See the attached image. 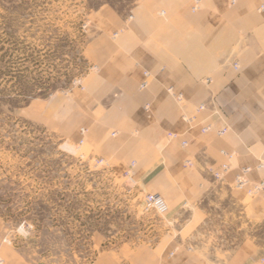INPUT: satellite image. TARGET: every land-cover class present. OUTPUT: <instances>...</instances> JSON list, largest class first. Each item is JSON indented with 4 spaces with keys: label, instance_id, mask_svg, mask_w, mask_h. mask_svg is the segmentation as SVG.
<instances>
[{
    "label": "crops",
    "instance_id": "crops-1",
    "mask_svg": "<svg viewBox=\"0 0 264 264\" xmlns=\"http://www.w3.org/2000/svg\"><path fill=\"white\" fill-rule=\"evenodd\" d=\"M198 1L195 12L193 0H142L126 16L97 13L87 45L94 71L76 98L39 106L38 116L73 140L85 130L91 150L158 195L157 213L182 227L183 237L102 254L92 264H258L264 256V201H247L232 188L242 168L249 181L264 183V0ZM223 164V181H214ZM240 208L258 227L241 244L235 228L225 241L215 229L206 243L210 230L203 226L217 228L223 214L235 227ZM228 241L235 244L222 261ZM8 255V264H26Z\"/></svg>",
    "mask_w": 264,
    "mask_h": 264
},
{
    "label": "rangeland",
    "instance_id": "rangeland-1",
    "mask_svg": "<svg viewBox=\"0 0 264 264\" xmlns=\"http://www.w3.org/2000/svg\"><path fill=\"white\" fill-rule=\"evenodd\" d=\"M141 1L0 0L3 264H8L9 253L26 264H92L102 254L149 248L158 239L178 238L183 233L182 227L145 205L147 193L130 173H119L91 150L84 141L85 130L80 131L82 139L73 140L38 116L40 104L54 97L76 98L87 75L94 71L87 54L94 16L104 12L126 16ZM166 137L170 140L168 134ZM226 171L215 172L221 177L212 176L214 181L222 182ZM234 180L233 190L242 192L247 201L258 197L264 201L260 195L250 196L247 188L237 189ZM247 213L239 209L235 227L223 214L217 228L203 226L210 230L206 243L214 240L216 232L223 241L230 239L235 228L241 244L258 227L257 221L253 227L248 223ZM213 216L211 210V219ZM223 244L222 261L235 243ZM257 262L264 264V256Z\"/></svg>",
    "mask_w": 264,
    "mask_h": 264
},
{
    "label": "built area",
    "instance_id": "built-area-1",
    "mask_svg": "<svg viewBox=\"0 0 264 264\" xmlns=\"http://www.w3.org/2000/svg\"><path fill=\"white\" fill-rule=\"evenodd\" d=\"M198 0H194L193 5L191 7L192 12H195L199 9L198 7ZM233 68L236 69L237 65L234 64ZM147 76V74H146ZM145 86V83L142 85V87ZM171 96L174 98V100L177 103H182V96L178 93H174L173 91L169 90ZM204 105H200L199 109H203ZM187 121L192 120L191 118L186 119ZM227 128L226 126L224 128L221 129L220 134H224L226 132ZM82 133H84V130L82 131ZM114 135V134H113ZM168 137L170 140H173L175 138V135L173 134H168ZM186 142H182L181 146L182 147H186ZM222 155L227 157L229 160H231L233 158V155L222 152ZM186 165L190 166L191 162L190 161H186L185 162ZM222 172H225L227 170V165H223L221 167ZM249 172L248 168H242L240 173L236 176L234 183H235V187L237 189H244L247 188L248 190V194L250 196H257L260 195L262 198H264V183L259 182V183H254V184H250L246 178L247 173ZM213 177L215 178H219L221 177L220 173H213ZM144 202L145 205L147 207H152L153 209L162 212V202L161 199L158 195H153V194H146L145 198H144ZM0 264H3L2 259L0 258Z\"/></svg>",
    "mask_w": 264,
    "mask_h": 264
},
{
    "label": "bare ground",
    "instance_id": "bare-ground-1",
    "mask_svg": "<svg viewBox=\"0 0 264 264\" xmlns=\"http://www.w3.org/2000/svg\"><path fill=\"white\" fill-rule=\"evenodd\" d=\"M198 7H199V3H198ZM204 83H205V84H208V83H209V79H206V80L204 81ZM180 95H181V94H180ZM181 96H182V95H181ZM182 101H183V97H182ZM199 107H200V105L197 107V111H201V110L204 109V107H203V109L200 110ZM186 119H188V118H185V122H186V123H190V122L193 121V118H191L192 120H190V121H187ZM201 131L204 133V132L207 131V128L204 127V128H202ZM218 134H219V135H223V134H220V132H219ZM222 152H224V151H220V154H222ZM239 173H240V172H239Z\"/></svg>",
    "mask_w": 264,
    "mask_h": 264
}]
</instances>
